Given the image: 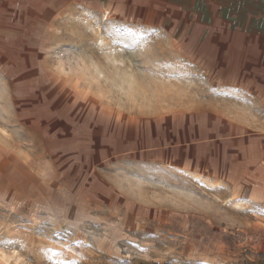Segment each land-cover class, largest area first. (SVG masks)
Instances as JSON below:
<instances>
[{"label":"rangeland","instance_id":"rangeland-1","mask_svg":"<svg viewBox=\"0 0 264 264\" xmlns=\"http://www.w3.org/2000/svg\"><path fill=\"white\" fill-rule=\"evenodd\" d=\"M251 20L264 0H0V264L257 261L263 189L137 162Z\"/></svg>","mask_w":264,"mask_h":264},{"label":"crops","instance_id":"crops-1","mask_svg":"<svg viewBox=\"0 0 264 264\" xmlns=\"http://www.w3.org/2000/svg\"><path fill=\"white\" fill-rule=\"evenodd\" d=\"M251 20L214 58L211 96L150 114L139 164L181 180L264 190V26Z\"/></svg>","mask_w":264,"mask_h":264},{"label":"trees","instance_id":"trees-1","mask_svg":"<svg viewBox=\"0 0 264 264\" xmlns=\"http://www.w3.org/2000/svg\"><path fill=\"white\" fill-rule=\"evenodd\" d=\"M248 264H264V254L259 255V259L255 262H248Z\"/></svg>","mask_w":264,"mask_h":264}]
</instances>
